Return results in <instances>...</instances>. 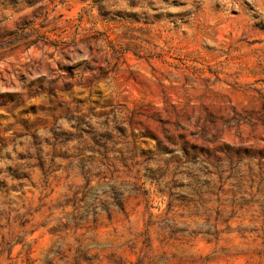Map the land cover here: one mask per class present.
Returning <instances> with one entry per match:
<instances>
[{
	"label": "rangeland",
	"instance_id": "1",
	"mask_svg": "<svg viewBox=\"0 0 264 264\" xmlns=\"http://www.w3.org/2000/svg\"><path fill=\"white\" fill-rule=\"evenodd\" d=\"M0 264H264V0H0Z\"/></svg>",
	"mask_w": 264,
	"mask_h": 264
}]
</instances>
